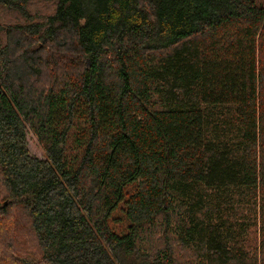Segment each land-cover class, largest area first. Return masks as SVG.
<instances>
[{
	"label": "trees",
	"instance_id": "trees-1",
	"mask_svg": "<svg viewBox=\"0 0 264 264\" xmlns=\"http://www.w3.org/2000/svg\"><path fill=\"white\" fill-rule=\"evenodd\" d=\"M50 2L0 0V264H259L264 0Z\"/></svg>",
	"mask_w": 264,
	"mask_h": 264
},
{
	"label": "rangeland",
	"instance_id": "rangeland-1",
	"mask_svg": "<svg viewBox=\"0 0 264 264\" xmlns=\"http://www.w3.org/2000/svg\"><path fill=\"white\" fill-rule=\"evenodd\" d=\"M32 6L34 8L48 9L51 7L50 0H33ZM26 139H27V147L32 155H35L39 158H43L45 156L43 147L38 142L36 136L29 129L26 130ZM262 189L260 186L257 188V202L254 207L255 212L252 210V214L250 213V206L248 204L244 205L243 213L246 215L249 225L247 227L246 233L243 239H246L247 242H250L252 247L254 248V252H256L259 264H264V223H262L260 210L262 204ZM245 217V216H244ZM256 217V225L251 227L252 223L251 218ZM263 227L261 228V226ZM179 258L187 257L190 253L183 251L179 247H176ZM261 259V261H260Z\"/></svg>",
	"mask_w": 264,
	"mask_h": 264
}]
</instances>
